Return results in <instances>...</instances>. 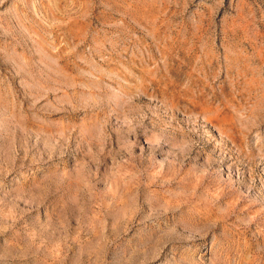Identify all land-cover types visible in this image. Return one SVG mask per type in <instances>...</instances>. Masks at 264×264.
<instances>
[{"label": "rangeland", "instance_id": "obj_1", "mask_svg": "<svg viewBox=\"0 0 264 264\" xmlns=\"http://www.w3.org/2000/svg\"><path fill=\"white\" fill-rule=\"evenodd\" d=\"M0 264H264V0H0Z\"/></svg>", "mask_w": 264, "mask_h": 264}]
</instances>
